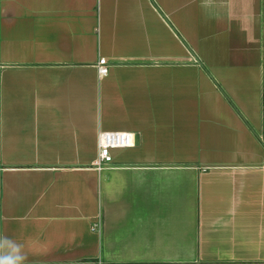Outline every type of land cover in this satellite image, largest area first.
I'll list each match as a JSON object with an SVG mask.
<instances>
[{
  "label": "crops",
  "instance_id": "1",
  "mask_svg": "<svg viewBox=\"0 0 264 264\" xmlns=\"http://www.w3.org/2000/svg\"><path fill=\"white\" fill-rule=\"evenodd\" d=\"M103 132L134 145L99 170ZM0 236L24 264H264V0H0Z\"/></svg>",
  "mask_w": 264,
  "mask_h": 264
},
{
  "label": "built area",
  "instance_id": "2",
  "mask_svg": "<svg viewBox=\"0 0 264 264\" xmlns=\"http://www.w3.org/2000/svg\"><path fill=\"white\" fill-rule=\"evenodd\" d=\"M98 73L100 76L108 74L106 59L101 58L98 62ZM134 145V135L130 132H103L99 135V153L95 166L102 170L105 166L113 162L112 152L117 149H126ZM101 222L94 223L91 227L93 231H100ZM97 264H105L98 262Z\"/></svg>",
  "mask_w": 264,
  "mask_h": 264
},
{
  "label": "clouds",
  "instance_id": "3",
  "mask_svg": "<svg viewBox=\"0 0 264 264\" xmlns=\"http://www.w3.org/2000/svg\"><path fill=\"white\" fill-rule=\"evenodd\" d=\"M22 245L7 236H0V264H24Z\"/></svg>",
  "mask_w": 264,
  "mask_h": 264
}]
</instances>
